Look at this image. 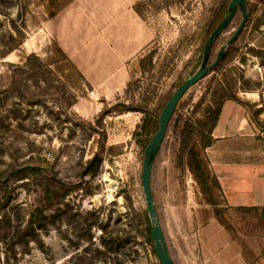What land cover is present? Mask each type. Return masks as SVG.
I'll list each match as a JSON object with an SVG mask.
<instances>
[{
	"label": "rangeland",
	"instance_id": "1",
	"mask_svg": "<svg viewBox=\"0 0 264 264\" xmlns=\"http://www.w3.org/2000/svg\"><path fill=\"white\" fill-rule=\"evenodd\" d=\"M47 1L0 0V264H160L140 180L155 131L143 128L198 68L230 0H139L152 42L114 93L89 86L56 52ZM246 7L240 35L179 101L154 159L151 187L175 264H264V210L229 208L215 191L227 232L211 217L215 207L186 165L182 139L223 98L244 100L252 120L264 118L254 109L264 101V0ZM95 153L100 164L84 177Z\"/></svg>",
	"mask_w": 264,
	"mask_h": 264
},
{
	"label": "crops",
	"instance_id": "2",
	"mask_svg": "<svg viewBox=\"0 0 264 264\" xmlns=\"http://www.w3.org/2000/svg\"><path fill=\"white\" fill-rule=\"evenodd\" d=\"M138 1L71 0L48 19L53 42L89 86L107 93L122 90L129 63L152 42L135 10ZM254 109L264 114V101ZM250 111L244 100L226 99L212 144L204 151L223 201L232 209H264V141L255 139L264 134V118L254 121Z\"/></svg>",
	"mask_w": 264,
	"mask_h": 264
},
{
	"label": "water",
	"instance_id": "3",
	"mask_svg": "<svg viewBox=\"0 0 264 264\" xmlns=\"http://www.w3.org/2000/svg\"><path fill=\"white\" fill-rule=\"evenodd\" d=\"M237 14H239L240 20L237 26L235 27L233 33L229 36L225 43H223L219 47L214 60L209 65H207L213 44L228 28V26L231 24ZM246 20V0H230L227 5V10L223 19L212 30V32L205 41V44L203 46L202 62L199 69L189 78L184 80L173 91L172 95L167 100L159 114L157 131L153 134L151 140L143 150L140 174L141 188L144 195L146 212L150 222V240L153 243V249L160 264H175V262L169 252V248L165 239V234L163 232V228L158 217V212L155 207L151 187V176L154 159L160 150L163 139L167 132V128L169 126V122L175 112L177 104L192 86L197 84L201 79L206 76L209 71H211L220 63L221 59L226 53L227 48L240 35L242 29L244 28Z\"/></svg>",
	"mask_w": 264,
	"mask_h": 264
},
{
	"label": "trees",
	"instance_id": "4",
	"mask_svg": "<svg viewBox=\"0 0 264 264\" xmlns=\"http://www.w3.org/2000/svg\"><path fill=\"white\" fill-rule=\"evenodd\" d=\"M70 1L71 0H48L47 3L43 5L44 12L47 15V17L50 19L53 16H55L62 8L68 5ZM55 2H57L56 6H54ZM224 15L225 14H223V16H221V18L217 20V23L216 21L213 22L211 27L215 28V26L223 19ZM53 45L54 48L56 49V52L65 61L68 62L71 68L76 70L75 67L71 64V62L67 59L65 54L60 50V48L55 43H53ZM227 99L235 100L234 97H228ZM225 100L226 99L223 98L218 102L216 106V110L214 112L211 113L208 112V114H205L204 118H202L201 120H197L191 125H187V127L184 129L182 133V139H183V147L185 149V154H186V165L188 169L191 171L192 175L194 176L195 181L199 185L201 191L205 194H208L206 204L215 207V210L213 212V217L228 232L229 227L221 218L222 211L219 210L218 208L219 204L213 200V196H214L213 193L215 191L220 193V189L218 187L216 179L210 174V171L208 170V163L204 155L205 149L210 147L212 144L211 133L217 123L222 104ZM157 128H158V117L153 121L146 120L143 129L144 130L154 129V131L156 132ZM99 164H100L99 154L95 153L92 156V158L89 160L88 164L86 165L83 171V176L86 177L90 173H94ZM58 189L62 193V195H66L67 189L63 184H59ZM235 210L250 211V210H258V208H254V207L235 208ZM147 240L153 248V243L150 240V228L148 229Z\"/></svg>",
	"mask_w": 264,
	"mask_h": 264
},
{
	"label": "flooded vegetation",
	"instance_id": "5",
	"mask_svg": "<svg viewBox=\"0 0 264 264\" xmlns=\"http://www.w3.org/2000/svg\"><path fill=\"white\" fill-rule=\"evenodd\" d=\"M206 39H207V38H206ZM205 41H206V40H205ZM204 44H205V43H204ZM203 46H204V45H203ZM218 49H219V48H218ZM218 49H217V51H218ZM217 51H216V53H217ZM225 54H226V53H225ZM215 56H216V55H215ZM215 56H214V58H215ZM224 56H225V55H224ZM202 57H203V48H202V51H201V60H200V64H199L198 68L195 70V72L199 69V67H200V65H201ZM214 58L211 59V56H209V61H208L207 65H209V64L214 60ZM222 59H223V58H222ZM222 59H221V60H222ZM195 72H194V73H195ZM194 73H193V74H194ZM190 76H191V75H190ZM190 76H189V77H190ZM189 77H188V78H189Z\"/></svg>",
	"mask_w": 264,
	"mask_h": 264
}]
</instances>
